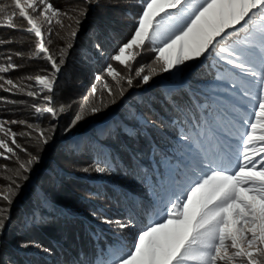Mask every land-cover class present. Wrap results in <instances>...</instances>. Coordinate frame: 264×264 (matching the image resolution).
<instances>
[{
  "label": "snow or ice",
  "instance_id": "6c2138e0",
  "mask_svg": "<svg viewBox=\"0 0 264 264\" xmlns=\"http://www.w3.org/2000/svg\"><path fill=\"white\" fill-rule=\"evenodd\" d=\"M141 4L131 38L110 57L125 71L108 63L104 72L110 81L95 77L103 80V90L93 85L91 96L96 100L81 105L64 131L120 103L130 89L148 85L154 76L182 75L187 65L201 58L210 62L206 67L211 79L203 84L186 81L169 90L174 115L164 126L174 136L161 133L164 148L153 143L151 169L139 164L142 154L132 156L138 178L157 195V205L151 208L154 218L139 228L127 251L111 248L108 258L101 255L96 264H264V0H141ZM99 5L100 0H79L62 10L51 0H0V27L33 34L37 39L28 58L43 59L50 66L15 82L4 74L20 68L13 57L23 58L25 53L10 52L0 62V89L40 100L31 106L37 119L47 115L59 121L71 108L57 105L63 66L90 9ZM53 35L65 41L55 52L49 47ZM11 42L0 39V45ZM146 46H151L154 59L150 65L135 66ZM95 48L103 55L99 43ZM133 118L142 127H157L144 114ZM11 125L28 131L17 132ZM56 130V123L45 128L26 120H0V157L17 165L14 169L0 165L11 173L5 176L7 184L0 185V200L6 204L0 206V235L11 219L14 198ZM18 137L34 140L37 152L28 151ZM91 170L103 175L111 167L107 160H98ZM157 187L166 197L158 196ZM101 221L120 233L135 226L131 217Z\"/></svg>",
  "mask_w": 264,
  "mask_h": 264
},
{
  "label": "trees",
  "instance_id": "16d2710c",
  "mask_svg": "<svg viewBox=\"0 0 264 264\" xmlns=\"http://www.w3.org/2000/svg\"><path fill=\"white\" fill-rule=\"evenodd\" d=\"M51 2L63 10L75 6L79 0ZM141 9V0H100L99 6H92L89 19L84 21L77 43L63 66L64 73L57 86V105L71 104L70 110L62 114L59 121H52L47 116L42 120L37 119L31 106L41 103L40 100L0 89V120H26L39 123L45 128L50 123L57 124L55 137L39 152L41 159L45 158L46 165L40 162L33 167L29 180L23 183L14 198L11 219L0 235V264H96L101 255L107 259L109 250L121 245L118 230L102 223V217L119 220H129L131 217L135 220L132 228L136 231L154 218L151 208L157 205V195L138 178V165L132 156L134 153L142 154L139 164L151 169L153 143L164 148L161 133L168 137L174 136L164 126L174 115L167 98L169 92L166 93L164 87L171 83L168 82L170 77L167 73L154 76L148 85L130 89L120 103L88 116L70 132H62L63 127L71 124L81 105L96 100L91 96L93 85L103 90V80L98 82L95 77L101 75L110 81L104 72L108 63L125 71L123 66L111 61L110 57L131 38ZM20 22V19L16 20V23ZM0 39L12 41L0 45V62H4L10 52L25 53L23 58L13 57L14 62L21 67L4 74L7 78L20 82L22 77L36 75L41 69L50 67L43 59L28 58V53L34 51L37 39L33 34L0 27ZM64 43V40L53 35L49 47L55 52ZM97 43L102 46V56L95 54ZM154 57L151 46H146L133 63L135 66L150 65ZM209 63L207 61L204 67L196 71L193 67H187L183 71L186 81L203 84L210 80L206 67ZM103 94L106 96V91ZM133 114L137 117L144 114L147 119L156 121L157 127H142L139 120L133 118ZM116 116H120L122 124L130 128V132L122 130ZM108 123L113 124L114 129L112 134L102 138L98 135L99 130L108 127ZM11 127L17 132L28 131L23 125ZM75 137L80 138L81 142L70 147ZM88 138H95L99 147L94 148L92 142H87ZM17 139L28 151L37 152L34 140L27 137ZM234 143L238 144L239 141ZM102 148L112 160L109 164L110 173L103 175L91 170L96 161H105ZM20 155L24 158V153ZM2 164H7L9 169L17 167L13 161L0 157ZM84 168H89V171H82ZM10 174L0 169V185L7 184L5 176ZM36 190L41 191L44 195L42 200H46L49 207H44L42 200L35 201L38 196ZM156 193L160 197L166 195L162 187H157ZM164 203L159 206L163 207ZM0 206H6L5 202L0 200ZM22 218L27 219L23 231ZM25 243L29 246L22 247ZM35 244L42 245V248L35 247Z\"/></svg>",
  "mask_w": 264,
  "mask_h": 264
},
{
  "label": "rangeland",
  "instance_id": "374dc122",
  "mask_svg": "<svg viewBox=\"0 0 264 264\" xmlns=\"http://www.w3.org/2000/svg\"><path fill=\"white\" fill-rule=\"evenodd\" d=\"M94 51H95V54L100 55L97 52L95 47H94ZM87 60L89 61V59H87ZM206 62L207 61H204L203 58H201L200 60H196V61L191 62L189 65L186 66V68L190 66V67H193L194 71H196L197 69L204 67V63H206ZM63 73H64V71H62V75H63ZM167 75L170 77V80L168 82H171V83L170 84H165L164 87L166 89V93H168L170 89H172V88H174V87H176V86H178L181 83L186 81V74H183V73H182V75L181 74H174V73H167ZM46 116L43 117V118H40L38 120H42V119L46 118ZM115 119L121 125L122 130H124L125 132H130V128H128L127 126L122 124L123 121H122V119H120V116H116ZM108 124H109L108 127L101 128L99 130V134L98 135L101 136L102 138L106 137L107 135H109V132L112 134V130L114 129L113 124L112 125L110 123H108ZM64 129H65V127L62 128V132L64 131ZM80 142H81V139L75 137L69 146L70 147H75V146L79 145ZM87 142H89V143L92 142L94 148H98L99 147V144L95 140V138H91V139L88 138ZM102 149H103V152H104V159L107 160L108 163L110 164L112 162V160H111V157H110L109 153L107 151H105L104 148H102ZM40 162H42V164L46 165L45 158L40 159ZM36 191H38V192H36L38 196H36V198H35L36 200L35 201L39 202L40 200H42L44 198V195L41 194V191H39V190H36ZM164 197H166V195ZM42 202H43L42 205L44 207H49V203L46 200H42ZM22 220H23V224H22V231H23L26 228V226H27V219L26 218H22ZM150 222L151 221H149L148 223H150ZM136 232L137 231L133 230V228H130V229L126 230L125 233H120L119 231L117 232L118 237L121 240L120 247H124L125 251H127L130 248L131 244L133 243V241L135 239Z\"/></svg>",
  "mask_w": 264,
  "mask_h": 264
}]
</instances>
